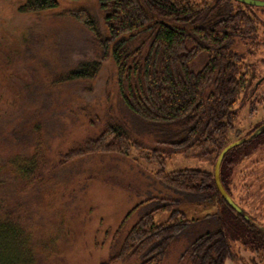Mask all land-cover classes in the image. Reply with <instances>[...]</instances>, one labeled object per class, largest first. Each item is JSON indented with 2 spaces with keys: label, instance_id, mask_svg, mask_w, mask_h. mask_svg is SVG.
<instances>
[{
  "label": "rangeland",
  "instance_id": "374dc122",
  "mask_svg": "<svg viewBox=\"0 0 264 264\" xmlns=\"http://www.w3.org/2000/svg\"><path fill=\"white\" fill-rule=\"evenodd\" d=\"M25 1L0 0V160L4 166L8 157L31 155L41 139L47 165L44 178L35 176L31 183L13 179L6 168L0 169L2 213L15 202L19 217L24 215L20 243L7 247L8 254H15L18 264H140V259L120 257L118 252L133 224L161 201L136 205L154 196L182 199L173 209L195 222L168 246L163 262L182 264L181 255L193 240L225 228L227 213L216 198L204 200L170 190L155 173L199 169L213 174L216 154L206 146L192 147L162 156L161 165L159 159H147L149 151L133 147L128 155L96 151L55 167L62 154L76 145L95 140L97 146L109 114L123 116L117 106L115 65L105 62L92 80L59 83L62 72L96 54L91 34L75 15L81 8L96 7L98 0H57V8L35 12L20 10ZM232 6L234 11L243 8L233 1ZM249 10L257 33L247 41L235 40L232 49L243 55L240 71L247 74L246 79L253 77L236 104L228 144L264 122V7ZM107 143L98 146L102 150ZM240 155H230L235 162L228 170L226 186L264 227V138ZM169 215L170 210L156 211L154 223L167 221ZM260 243L263 249L260 245L258 251L232 242L224 264H264V241Z\"/></svg>",
  "mask_w": 264,
  "mask_h": 264
},
{
  "label": "trees",
  "instance_id": "16d2710c",
  "mask_svg": "<svg viewBox=\"0 0 264 264\" xmlns=\"http://www.w3.org/2000/svg\"><path fill=\"white\" fill-rule=\"evenodd\" d=\"M232 1L243 8L234 11ZM57 7V0H26L20 10ZM249 9V5L234 0H98L96 7L78 10L75 18L91 34L96 54L62 72L58 82L92 80L105 62H113L117 106L123 116L109 114L103 122L98 145L110 142L114 143L112 147L107 143L101 150V146H94L95 140H89L62 154L55 167L96 151L128 155L133 147L149 151L145 153L150 154L147 159H159L161 165L162 156L192 147H209L217 156L228 144L227 135L237 117L236 104L250 88L253 77L246 79L247 74L239 68L243 55L232 49L235 40L247 41L257 33ZM261 138L264 132L225 155L220 179L230 196L226 176L235 162L230 155H246ZM160 145L165 148L160 149ZM45 147V141L39 139L34 153L8 157L4 166L0 160V169L6 168L11 178L22 182L31 183L35 176L43 179ZM155 176L170 190L204 200L216 198L227 213L225 228L213 229L193 240L181 255L182 264H224L234 241L258 251L262 245L263 249L260 242L264 241V233L253 224L254 218L245 220L225 204L213 174L183 169L169 174L162 170ZM2 183L0 180V186ZM155 200L161 204L141 215L120 243V257L138 258L140 264H163L168 246L195 223L173 209L180 198L151 196L136 207ZM16 204H8L4 213L0 206V264L19 263L16 255L6 250L12 243L15 247L20 243L23 232L24 215L19 217ZM165 209L170 210L168 220L155 224L153 214Z\"/></svg>",
  "mask_w": 264,
  "mask_h": 264
},
{
  "label": "water",
  "instance_id": "95a60500",
  "mask_svg": "<svg viewBox=\"0 0 264 264\" xmlns=\"http://www.w3.org/2000/svg\"><path fill=\"white\" fill-rule=\"evenodd\" d=\"M234 1L240 2V3L245 4V5H249V6L264 7V1H262V0H234ZM263 132H264V122L259 127H257L252 133H250L249 135H247L241 139H238L234 142H231V143L227 144L225 147H223L222 150L218 153L216 160H215V163H214L213 179H214V184H215V187H216V190H217L219 196L221 197V199L225 202V204L230 209H232L235 213L240 215L245 220H251L250 216L245 213V211L233 200V198L229 195V193L224 188V186L221 182V179H220V167H221V163H222L225 155L230 150H232L233 148H235L237 146L244 144L245 142L252 140L253 138L257 137L258 135H260ZM252 222L256 227H258L264 233V227H262L256 221H252Z\"/></svg>",
  "mask_w": 264,
  "mask_h": 264
}]
</instances>
